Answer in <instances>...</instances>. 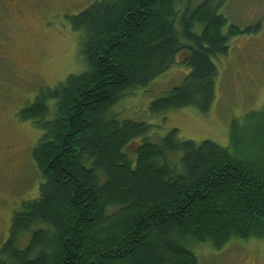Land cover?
Returning a JSON list of instances; mask_svg holds the SVG:
<instances>
[{
  "label": "trees",
  "instance_id": "trees-1",
  "mask_svg": "<svg viewBox=\"0 0 264 264\" xmlns=\"http://www.w3.org/2000/svg\"><path fill=\"white\" fill-rule=\"evenodd\" d=\"M197 1L101 0L68 17L87 70L41 88L18 115L44 133L33 151L42 184L14 215L0 264H200L194 246L264 239V108L232 123L228 148L173 130L133 155L151 126L113 116L177 59L189 76L150 112L211 111L214 60L261 26L225 33L224 1Z\"/></svg>",
  "mask_w": 264,
  "mask_h": 264
},
{
  "label": "rangeland",
  "instance_id": "rangeland-1",
  "mask_svg": "<svg viewBox=\"0 0 264 264\" xmlns=\"http://www.w3.org/2000/svg\"><path fill=\"white\" fill-rule=\"evenodd\" d=\"M101 0H0V250L7 242L12 219L24 203L38 198L42 178L33 151L43 131L21 122L19 113L32 104L41 88H56L69 76L87 70L81 56V35L69 27L77 16ZM205 0H198L199 6ZM220 13L228 24L258 32L231 39L227 57L215 59L219 70L216 100L208 114L188 108L155 116L150 106L180 87L191 69L177 59L165 75L147 88L127 95L113 109L120 122L151 126L147 137L128 147L135 154L147 140L160 144L178 130L182 141L230 146L232 123L243 124L247 114L264 108V0H223ZM32 6V8H30ZM47 23L50 30H45ZM30 240L24 238L23 246ZM200 264H264V239L235 241L223 251L194 246Z\"/></svg>",
  "mask_w": 264,
  "mask_h": 264
},
{
  "label": "flooded vegetation",
  "instance_id": "flooded-vegetation-1",
  "mask_svg": "<svg viewBox=\"0 0 264 264\" xmlns=\"http://www.w3.org/2000/svg\"><path fill=\"white\" fill-rule=\"evenodd\" d=\"M30 8H32V6H30ZM69 25V24H68ZM43 26H44V28H45V30H50L51 28H49V25L45 22L44 24H43ZM69 27H70V25H69ZM11 230V229H10ZM9 236H10V233H9ZM9 238V237H8Z\"/></svg>",
  "mask_w": 264,
  "mask_h": 264
}]
</instances>
